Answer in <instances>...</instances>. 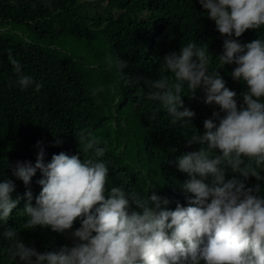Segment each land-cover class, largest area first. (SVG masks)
<instances>
[{"label": "clouds", "instance_id": "obj_1", "mask_svg": "<svg viewBox=\"0 0 264 264\" xmlns=\"http://www.w3.org/2000/svg\"><path fill=\"white\" fill-rule=\"evenodd\" d=\"M223 39L219 64L235 65L230 73L247 86L240 99L226 86L207 46L188 42L179 51L163 57L170 73L146 80L147 99L157 101L171 117L170 124L190 125L195 113L183 103V92H204L203 102L214 105L204 120L203 134L196 131L188 145L198 151L179 156L175 163L189 179L181 185L191 194L187 206L167 208L169 200L153 192L139 194L131 188L111 187L107 162L100 159L105 148L88 134L77 138L84 152L94 159L61 151L46 161L43 141H37L35 163L17 161L12 176L22 181L26 192L23 227L50 229L63 234L71 230L73 244L54 252H38L26 246L15 227H5L0 240L7 243L14 264H264V197L260 185L246 187L253 177L264 181V38L240 43L247 30L264 27V0H198ZM21 89L42 84L23 73L20 62L9 56ZM128 62L117 59L116 68L125 75ZM242 100V102H240ZM61 141L57 140L58 146ZM41 191L35 197L30 185L37 172ZM233 178L227 179L229 174ZM16 185L0 179V226H6L20 201L13 199ZM163 206V207H162ZM79 227L74 230V224Z\"/></svg>", "mask_w": 264, "mask_h": 264}, {"label": "trees", "instance_id": "obj_2", "mask_svg": "<svg viewBox=\"0 0 264 264\" xmlns=\"http://www.w3.org/2000/svg\"><path fill=\"white\" fill-rule=\"evenodd\" d=\"M257 38H264V27L237 39L244 44ZM223 39L198 0H0V179H12L13 199L20 198L0 233L15 227L25 245L40 253L72 246L64 233L23 227L26 188L8 165L34 164L37 141L44 142L46 161L61 151L78 154L81 161L94 159L79 146L82 134L97 138L105 148L100 159L109 168L106 198L111 187L123 185L145 196L155 192L167 198L170 210L177 203L187 206L191 194L186 197L181 185L189 176L175 161L199 150V144L189 146L187 139L194 131L203 134L204 120L219 109L203 102L202 89L193 96L185 87L183 103L195 116L190 125L173 126L159 102L147 99L144 82L170 75L163 57L195 42L207 46L213 58L210 69L219 71L239 100L247 86L232 79L235 65L223 68L216 59ZM10 55L25 75L42 84L39 91L35 85L22 90L16 83ZM118 58L128 62L125 75L137 83L119 74ZM234 175L229 173L226 180ZM40 178L38 171L30 185L33 205ZM245 183L259 184L258 195L264 197V181L250 177ZM7 247L0 240V264H14Z\"/></svg>", "mask_w": 264, "mask_h": 264}, {"label": "rangeland", "instance_id": "obj_3", "mask_svg": "<svg viewBox=\"0 0 264 264\" xmlns=\"http://www.w3.org/2000/svg\"><path fill=\"white\" fill-rule=\"evenodd\" d=\"M64 236L66 238V240L70 243V244H73V239H72V236H71V230L67 233H64Z\"/></svg>", "mask_w": 264, "mask_h": 264}]
</instances>
